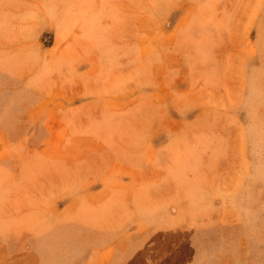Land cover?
<instances>
[{"label":"rangeland","instance_id":"rangeland-1","mask_svg":"<svg viewBox=\"0 0 264 264\" xmlns=\"http://www.w3.org/2000/svg\"><path fill=\"white\" fill-rule=\"evenodd\" d=\"M0 264H264V0H0Z\"/></svg>","mask_w":264,"mask_h":264}]
</instances>
